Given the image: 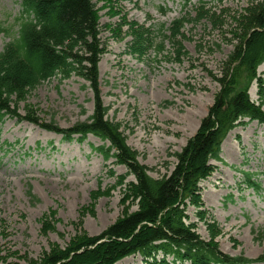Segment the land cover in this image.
Masks as SVG:
<instances>
[{"label": "rangeland", "instance_id": "rangeland-1", "mask_svg": "<svg viewBox=\"0 0 264 264\" xmlns=\"http://www.w3.org/2000/svg\"><path fill=\"white\" fill-rule=\"evenodd\" d=\"M260 0H131L106 3L91 0L99 17L103 49L98 64L100 97L107 118L118 125L126 145L138 155L147 175L169 174L174 154L196 133L219 84L222 65L237 43L236 19ZM210 17L197 20L199 8ZM18 0H0V52L17 31ZM240 15V16H239ZM239 16V17H238ZM188 22L178 38L183 55L178 59L165 38L176 19ZM233 17V18H232ZM238 17V18H237ZM148 30L152 47L144 56L128 52L132 39L127 23ZM264 79V64L258 68ZM257 102L256 87L249 89ZM32 111L43 124L60 129L86 122L92 114V94L76 76L60 82H42L17 104L19 117ZM264 111V107H263ZM246 121V120H245ZM244 121V122H245ZM102 142L88 135L64 140L11 117L0 124V264L38 262L51 249H64L79 236L94 237L136 205L122 202L116 179L123 166L104 160L94 149ZM222 162L211 161L213 173L199 183L207 217L221 228L212 240L228 256L254 260L264 254V125L250 122L230 131L221 144ZM112 172L113 176L109 174ZM254 174L259 190L246 188L240 172ZM133 181L132 176L125 183ZM110 190L97 199L91 192ZM35 200H31L28 191ZM189 222L202 241L210 236L188 207ZM117 264H143L139 255ZM263 264V263H252Z\"/></svg>", "mask_w": 264, "mask_h": 264}, {"label": "trees", "instance_id": "trees-1", "mask_svg": "<svg viewBox=\"0 0 264 264\" xmlns=\"http://www.w3.org/2000/svg\"><path fill=\"white\" fill-rule=\"evenodd\" d=\"M18 1L21 11L15 19L17 31L0 52V124L11 117L61 135L64 140L77 137L81 141L88 135L97 138L102 145L94 150L126 170L116 179L122 202L136 205L134 212L123 214L99 235L79 236L63 250L53 248L38 262L28 264H117L133 255H139L143 264L264 263V254L254 260L231 257L212 242L221 228L212 216L207 217L198 186L213 173L211 161L222 162L221 144L230 131L250 122L264 125V80L258 73L264 64V0L252 2L241 17L235 18L240 28L237 43L222 65L221 75L211 74L220 88L196 133L174 154L171 171L160 179L147 175L118 125L107 118L98 80V64L104 51L99 41V17L91 0ZM204 16L210 17V13L200 7L196 18ZM187 22L185 17L176 19L165 36L176 59L183 55L178 38L183 37L181 29ZM127 27L132 37L128 52L141 58L152 47L148 30L134 22L127 23ZM72 76L83 80L92 94V114L86 122L64 130L53 123H41L28 108L23 117L16 114L17 104L39 84L54 78L62 82ZM252 84L257 102L249 96ZM109 174L113 176L111 171ZM240 175L246 188L259 190L254 174L242 171ZM127 176L133 181L125 183ZM116 187L108 192H91L90 197L108 196ZM27 194L35 200L30 190ZM188 207L194 209L196 221L205 225L209 242L195 233L196 223L189 222L186 214ZM257 235L264 237V230Z\"/></svg>", "mask_w": 264, "mask_h": 264}]
</instances>
